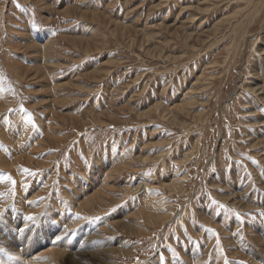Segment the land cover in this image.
<instances>
[{"label": "rangeland", "instance_id": "374dc122", "mask_svg": "<svg viewBox=\"0 0 264 264\" xmlns=\"http://www.w3.org/2000/svg\"><path fill=\"white\" fill-rule=\"evenodd\" d=\"M0 213L14 264H264V0H0Z\"/></svg>", "mask_w": 264, "mask_h": 264}, {"label": "bare ground", "instance_id": "6f19581e", "mask_svg": "<svg viewBox=\"0 0 264 264\" xmlns=\"http://www.w3.org/2000/svg\"><path fill=\"white\" fill-rule=\"evenodd\" d=\"M102 170V169H100ZM99 171V170H98ZM101 174V173H100ZM100 176V175H99ZM172 178H177L178 175L177 173H174V175L171 176ZM98 178V177H97ZM110 179V178H109ZM96 180V179H95ZM178 181V180H177ZM141 184H144V183H141ZM88 199V197H87ZM97 198L93 195L90 199L86 200L84 202V205L87 206L89 205L90 203H92L93 201L96 202ZM79 201V200H78ZM80 202L82 201H79V203H76V204H80ZM46 206V205H45ZM16 215V214H15ZM13 216L15 218L18 219V221H15L12 225H11V229H7L5 230V233L4 234H1L0 233V246L1 244H3L4 242L8 241V240H11V242L13 243L14 247L13 248H9V249H4L5 251L3 253H0V264H6L9 263V264H14L12 263L13 262V259H9V256L11 257H15L16 254L18 253H22V252H27L28 254L30 253L29 251H31L32 248H39V247H42V245L45 243H48L50 244V247L49 250L52 252V249H55L53 245H51V239L47 238L46 241H44V239L48 236V232H46V234H43L42 231H39V236L36 237V234H34L33 232H30L28 231V228L26 229H23L25 227H23V223H22V220H20L18 216ZM67 223H69L66 219ZM66 223V224H67ZM46 224V223H45ZM64 226V225H63ZM60 228V230H63L64 233H68V230L67 229H62V227ZM43 227V226H42ZM73 229H71L72 231ZM72 232H75V231H72ZM37 233V232H36ZM40 237V239H39ZM67 237V236H66ZM93 237L95 238L96 235H93ZM93 237H88V236H85L83 239H84V246L82 247L83 249H85V247L88 245L87 242H89L90 240L89 239H93ZM98 238V237H97ZM100 238V237H99ZM91 239V240H92ZM102 240V239H101ZM34 241V243H33ZM43 241V242H42ZM96 241V240H95ZM38 242H42V243H38ZM62 242H63V245L65 243V237L62 239ZM87 243V245H86ZM90 243V242H89ZM99 243V242H98ZM102 245V244H101ZM65 246V245H64ZM1 248V247H0ZM83 249L82 251L78 252L77 254H73V255H70L69 258L70 259H66L67 262H69L68 264H81L79 263L80 260H89V259H93V257H96V255L98 254L96 251H87L88 252H83ZM113 250L109 249V251H106V254L108 255L109 252L111 253ZM104 252V251H103ZM50 253V252H48ZM65 252H61V251H55V254L53 255V259H49V262L53 263L55 262L57 264V261H59V258L64 254ZM41 255L42 254H45L44 250H42V253H40ZM99 257V255H97ZM3 260V261H2Z\"/></svg>", "mask_w": 264, "mask_h": 264}, {"label": "snow or ice", "instance_id": "6c2138e0", "mask_svg": "<svg viewBox=\"0 0 264 264\" xmlns=\"http://www.w3.org/2000/svg\"><path fill=\"white\" fill-rule=\"evenodd\" d=\"M17 7H19V5H17ZM27 122L30 123V124H32L33 127H35V124L32 123V116H31V114H28V116H27ZM24 172H30V170L24 169ZM5 179H9L10 180L11 177H5ZM0 219H2V213H0ZM25 220H27V221H35V217H33V216H27V217H25ZM4 251L5 250L3 248H0V253H3ZM9 259H15V257L9 256Z\"/></svg>", "mask_w": 264, "mask_h": 264}]
</instances>
